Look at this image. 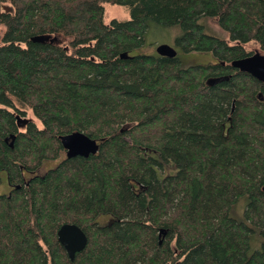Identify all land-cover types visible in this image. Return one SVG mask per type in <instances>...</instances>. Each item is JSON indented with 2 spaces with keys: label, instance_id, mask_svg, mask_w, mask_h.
<instances>
[{
  "label": "trees",
  "instance_id": "obj_1",
  "mask_svg": "<svg viewBox=\"0 0 264 264\" xmlns=\"http://www.w3.org/2000/svg\"><path fill=\"white\" fill-rule=\"evenodd\" d=\"M107 5L130 19L105 24ZM0 12V264H264V243L251 252L264 238V83L232 66L249 44L264 55V0H0ZM152 23L218 62L131 56ZM76 132L97 154L67 158ZM65 224L88 237L73 261Z\"/></svg>",
  "mask_w": 264,
  "mask_h": 264
},
{
  "label": "rangeland",
  "instance_id": "obj_2",
  "mask_svg": "<svg viewBox=\"0 0 264 264\" xmlns=\"http://www.w3.org/2000/svg\"><path fill=\"white\" fill-rule=\"evenodd\" d=\"M130 19L129 11L126 7L122 6H105V16L104 23L110 25L113 20H118L121 22L128 21ZM208 25V34L216 35L218 37L227 39V35L213 22H207ZM4 27L0 26V44H2V36L4 34ZM180 35V30L177 28H165L158 24L152 23L147 30L144 36V44L138 48L133 50L130 55H149V56H157V49L161 45H168L174 48L177 51V57L181 61V65L183 67H191V66H207L211 64H216L218 59L210 52H184L179 46L176 44V38ZM71 39H66L64 37L59 38L60 44H67ZM249 51L253 53H259V48L255 44H249L247 46ZM27 111L26 117L34 120L39 124V122L35 119L33 113L29 109H25ZM56 164V163H55ZM54 166V163H49L47 167ZM10 185L8 184L7 176L3 173L2 175V183L0 184V195L8 194L10 192ZM248 203V198L243 197L238 204V211H233L232 216L236 219L242 220L244 218V212L246 209V205ZM237 212V214H236ZM102 222H107L109 218L106 216H102ZM101 217V218H102ZM106 217V218H105ZM101 222V219L99 220ZM264 243V238L260 236H253L251 240V252L260 250Z\"/></svg>",
  "mask_w": 264,
  "mask_h": 264
},
{
  "label": "water",
  "instance_id": "obj_3",
  "mask_svg": "<svg viewBox=\"0 0 264 264\" xmlns=\"http://www.w3.org/2000/svg\"><path fill=\"white\" fill-rule=\"evenodd\" d=\"M1 15V12H0ZM56 42L57 39H49L47 37L35 38L34 41ZM158 55L162 57H177V51L168 46L161 45L157 49ZM232 66L241 72L253 76L255 79L264 83V55L255 53L244 59L236 60ZM20 120V119H19ZM22 121V120H20ZM25 124L27 121H22ZM62 145L67 152V158L84 157L88 158L91 155L97 154L99 144L83 133H73L62 138ZM58 240L67 251L69 258L73 261L77 253L82 252L87 244L88 237L85 232L74 224L63 225L58 232Z\"/></svg>",
  "mask_w": 264,
  "mask_h": 264
},
{
  "label": "flooded vegetation",
  "instance_id": "obj_4",
  "mask_svg": "<svg viewBox=\"0 0 264 264\" xmlns=\"http://www.w3.org/2000/svg\"><path fill=\"white\" fill-rule=\"evenodd\" d=\"M11 190V189H10Z\"/></svg>",
  "mask_w": 264,
  "mask_h": 264
}]
</instances>
